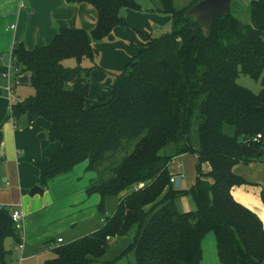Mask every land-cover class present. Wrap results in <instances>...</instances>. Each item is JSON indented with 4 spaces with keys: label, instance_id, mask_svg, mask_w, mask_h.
I'll return each instance as SVG.
<instances>
[{
    "label": "trees",
    "instance_id": "trees-1",
    "mask_svg": "<svg viewBox=\"0 0 264 264\" xmlns=\"http://www.w3.org/2000/svg\"><path fill=\"white\" fill-rule=\"evenodd\" d=\"M201 0L176 9L159 0L157 12L172 19L173 29L159 39L147 37L139 53L115 76L109 101L85 109L88 74L83 59H93L94 42L123 27L121 9L139 11L135 0H68L96 11L94 29L60 28L52 42L26 50L12 48L17 72L28 73L32 95L10 107V118L50 124L48 139L60 150L39 167V186L87 162L96 178L86 189L105 201L117 200L112 216L91 235L55 245L43 264H92L109 240L136 232L123 254L134 251L136 264H200L201 241L213 233L221 264H264V226L237 203L231 189L246 182L233 173L237 164L264 163V0L249 4V24L231 12L217 17L211 34L184 13ZM74 59L75 67L63 65ZM239 75L260 79L254 94ZM232 128V134L224 132ZM257 135L261 138L255 142ZM197 158L196 180L189 190L174 189L161 153ZM262 151V154L259 152ZM208 164V173L202 165ZM190 197L195 211L180 212L178 199ZM264 203V192L261 193ZM108 238V239H107ZM20 243L8 211L0 212V264H7L5 240Z\"/></svg>",
    "mask_w": 264,
    "mask_h": 264
},
{
    "label": "crops",
    "instance_id": "crops-1",
    "mask_svg": "<svg viewBox=\"0 0 264 264\" xmlns=\"http://www.w3.org/2000/svg\"><path fill=\"white\" fill-rule=\"evenodd\" d=\"M21 1L24 3L22 9L19 8ZM135 14L129 9H121L119 16L123 27L114 28L104 40L94 42L95 57L81 61V68H92L88 74L85 109L111 99V84L115 76L123 72L131 59L139 53L147 37L151 38L150 25L158 19L149 21ZM0 21L7 25L0 33V57L6 60L15 45L21 44L28 51L49 45L60 28H78L89 34L95 27L96 11L87 3L73 4L68 0H0ZM74 62L72 67L77 65L75 60ZM2 72L0 61V74ZM21 75L19 80H16L19 74L13 75L14 78L9 82L0 77V204L17 208L24 215L22 230L19 232L20 242L24 244L23 262L24 255L25 259H28L37 253H50L57 239H62L64 244L63 237H66V243H69L96 232L104 224V219L115 212L117 200L108 215V202L112 198L105 201V218L97 209L100 203L98 194H92L97 196L88 198L92 201L87 204V188L83 179L91 182L96 178V173L88 171V174H85L86 165L81 169H78L80 164L77 165L72 172L53 179L45 188L39 186V167L60 150V144L49 141L50 124L47 121L38 119L28 124L25 118H10L11 105L33 93L29 87V74ZM7 86L11 89V96L5 91ZM185 161L195 167L193 176L186 181L185 188L189 190L196 180L195 155L175 156L168 165V172L174 180L181 178V188L182 162ZM201 170L206 174L210 168L208 164H203ZM232 170L246 182L231 189L232 198L254 213L264 226V203L261 200V193L264 192V163L237 164ZM33 187L41 188L42 195L30 197L29 192ZM65 193L71 195L67 203L63 200ZM53 194H56V197ZM177 207L180 212L195 211V204L190 197L178 199ZM69 210L76 212L69 215ZM135 232L136 228H133L130 233L134 236ZM130 233L128 236L115 238L112 243V239L109 240L104 256L92 264H136L134 251L119 257L132 243L133 236ZM207 234L201 241L200 264H221L215 236L213 234L214 237H210ZM11 243L13 251L5 248L8 251L7 264L12 262L15 251L16 244L12 240Z\"/></svg>",
    "mask_w": 264,
    "mask_h": 264
},
{
    "label": "rangeland",
    "instance_id": "rangeland-1",
    "mask_svg": "<svg viewBox=\"0 0 264 264\" xmlns=\"http://www.w3.org/2000/svg\"><path fill=\"white\" fill-rule=\"evenodd\" d=\"M135 1L141 7V9L139 11H134V10H129V11H131L132 13H136L135 15L138 14L139 15V16L137 15L138 17H141V18L145 17L146 20H149V21L151 19L152 20L158 19L157 21H153V23H151V25H150L151 26V34H152L151 38L152 39H159L160 37H162L166 34H169L172 31L173 23H172L171 17H169L168 15H164V14L157 12V9L160 6L159 0H135ZM251 1L252 0H232L230 2V8H231L232 15L235 18H237L243 24H249V4ZM173 2H174V7L176 9L182 10L188 6L190 0H173ZM6 26L7 25L5 23L0 21V33L3 32V30ZM138 48H139V46H138ZM74 64H75V62L72 59L66 60L63 62V65L65 67H72V66H74ZM21 77H22V75L19 74V76L17 77L16 80H19ZM12 78H14L13 72H11L10 80ZM236 82L239 86L250 90L254 94L259 93V91L261 90L260 79L255 80V79L250 78L249 76L239 75ZM25 98L26 97H24L23 100ZM224 132L228 135H231L232 134V128L226 126L224 128ZM174 150L175 149H174L173 145H168L165 149H163L161 151V153L166 155V156H171L173 159L175 157L174 156ZM182 163H183V171H182L183 172L182 173L183 182H182L181 189L187 190L185 188L186 181H188V179H191V177L193 176L195 167L192 165V163L189 164L188 161H185ZM0 164H1V162H0ZM85 165L87 166V162L81 163L78 169H81ZM85 174H88L87 170H86ZM89 174H92V173H89ZM3 178H5V177H3ZM3 178H1V182H2ZM83 181H84V184L87 188L90 184V180H87L86 178H84ZM53 196L56 197V194H53ZM70 196H71L70 193H65L63 195L64 202L67 203L70 200L69 199ZM91 196H97V195H87V193L85 192V199L87 200V204L91 203L92 200H88V198H90ZM54 199L56 200V198H54ZM115 204H116V199L112 198L109 200V202H108L109 209H108V212L106 215L111 214L112 211L110 212L109 210L111 209V207L113 210ZM75 212H76V210H69L68 214L70 215V214L75 213ZM101 216L103 218H105L104 217L105 215H101ZM77 228L78 227H76V229ZM130 235L133 236V234H131V233H130ZM207 235H210V237L211 236L214 237L212 232L208 233ZM63 240H64V243H66L68 239L66 237L65 238L63 237ZM113 240L114 239L111 240V243ZM4 247L7 250L11 249V251H13L12 243H11L10 239L5 241ZM14 250H15V247H14ZM51 250L49 251L50 253H47V255H39L37 253L36 255H34L33 257H30L28 259H25V255H24V261L20 262V264H42L43 260L50 259L54 256L53 253L51 252ZM15 251L12 255V262L10 264L16 263L20 258V254L17 251L16 252Z\"/></svg>",
    "mask_w": 264,
    "mask_h": 264
},
{
    "label": "water",
    "instance_id": "water-1",
    "mask_svg": "<svg viewBox=\"0 0 264 264\" xmlns=\"http://www.w3.org/2000/svg\"><path fill=\"white\" fill-rule=\"evenodd\" d=\"M230 2L231 0H201L185 11L184 17L191 18L197 23L204 37L208 38L211 34L214 20L219 16H227L230 13ZM259 153L262 154V151ZM180 181L179 177L174 181V189H179ZM42 193L43 190L41 188L33 187L29 192V196L42 195Z\"/></svg>",
    "mask_w": 264,
    "mask_h": 264
},
{
    "label": "built area",
    "instance_id": "built-area-1",
    "mask_svg": "<svg viewBox=\"0 0 264 264\" xmlns=\"http://www.w3.org/2000/svg\"><path fill=\"white\" fill-rule=\"evenodd\" d=\"M19 8L22 9L24 8V3L21 1L19 3ZM13 28V27H11ZM1 61V67L3 68V72L0 74L1 79L9 82L10 77H11V72H13V75L17 72V69L15 68V60L12 56V52L8 54L7 59L3 60V58L0 57ZM5 91L9 96H11V89L7 86L5 88ZM12 99V98H11ZM261 138L260 135H257L256 138L254 139L255 142H257ZM174 177L170 178V183H174ZM1 211H8L11 216V220L14 224L15 229L18 232H21L22 230V221H23V213L21 210L17 208H13L10 206L2 205L0 204V212ZM108 239V238H107ZM62 244V239H57L56 240V245H61ZM15 250L20 254V258L16 263L13 264H20V262L23 260V250H24V244L22 242L18 243L15 245Z\"/></svg>",
    "mask_w": 264,
    "mask_h": 264
}]
</instances>
